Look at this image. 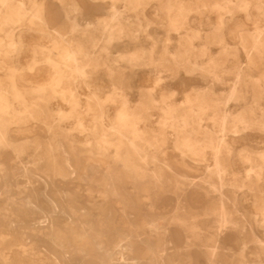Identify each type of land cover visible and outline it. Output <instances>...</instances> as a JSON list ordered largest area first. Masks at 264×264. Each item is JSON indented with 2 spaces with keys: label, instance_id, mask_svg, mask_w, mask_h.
<instances>
[{
  "label": "rangeland",
  "instance_id": "rangeland-1",
  "mask_svg": "<svg viewBox=\"0 0 264 264\" xmlns=\"http://www.w3.org/2000/svg\"><path fill=\"white\" fill-rule=\"evenodd\" d=\"M0 264H264V0H0Z\"/></svg>",
  "mask_w": 264,
  "mask_h": 264
},
{
  "label": "bare ground",
  "instance_id": "bare-ground-1",
  "mask_svg": "<svg viewBox=\"0 0 264 264\" xmlns=\"http://www.w3.org/2000/svg\"><path fill=\"white\" fill-rule=\"evenodd\" d=\"M131 218V217H130ZM126 237V236H125Z\"/></svg>",
  "mask_w": 264,
  "mask_h": 264
}]
</instances>
